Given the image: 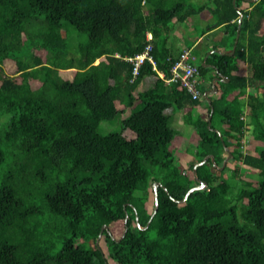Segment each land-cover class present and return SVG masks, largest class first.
<instances>
[{
    "label": "trees",
    "instance_id": "16d2710c",
    "mask_svg": "<svg viewBox=\"0 0 264 264\" xmlns=\"http://www.w3.org/2000/svg\"><path fill=\"white\" fill-rule=\"evenodd\" d=\"M188 4L0 0V264H264V0H214L216 26L232 38L225 51L237 10L246 11L233 55L210 57L229 79L211 102L210 127V106L177 83L158 78L135 96L156 71L145 62L131 82L123 60L144 50L150 32L157 71L169 77L168 25L200 9ZM69 26L87 37L78 54ZM171 107L198 112L188 169L174 153ZM118 118V130L101 132ZM226 149L255 178L225 176L227 166L218 173L208 159L196 168L206 189L180 202L197 185L193 166L209 154L221 166Z\"/></svg>",
    "mask_w": 264,
    "mask_h": 264
},
{
    "label": "rangeland",
    "instance_id": "374dc122",
    "mask_svg": "<svg viewBox=\"0 0 264 264\" xmlns=\"http://www.w3.org/2000/svg\"><path fill=\"white\" fill-rule=\"evenodd\" d=\"M177 1V0H176ZM189 2V6H192L194 8H200L202 9L204 6H206L205 8L202 9V12H209L210 13V18H212L214 20V22H216V17L213 16L214 14V0H187ZM187 5V6H188ZM210 6V9H208L207 7ZM199 9V10H200ZM196 14H191V16H189V18L195 17V18H200L203 15L200 14L199 11ZM204 10V11H203ZM180 13H182L181 11H179ZM213 13V14H212ZM177 25V27H176ZM168 27H170L172 30H170V32L172 33L173 40L177 38H181V42L183 46H187V47H191L192 44L195 42L196 38H198L200 35L202 36V33L205 32V26L204 25H197L195 22H193L192 20L189 23H181L175 20V24H172V22L169 23ZM38 29L40 30V28L38 27ZM66 35H67V42H68V46H69V50L70 53L72 54H78L77 53V46L81 43H84L87 40V37L84 34H80L78 33L73 27H67L66 29ZM175 32V33H173ZM161 37H163V35H161ZM202 40V39H201ZM230 38H225V43L226 42H230ZM207 42L205 39H203L201 41V45H205ZM193 54L198 58H200L199 56L201 55V49L200 47H195V49L193 48L192 50ZM218 54H222V52H218ZM231 56V55H230ZM68 57L70 58V54L68 55ZM199 59L196 60V66L198 67L199 64ZM199 69V68H198ZM207 88L206 84H201L199 86V90L203 93V90H205ZM137 95V92H135V96ZM129 113V110L127 111V113H125L121 118H123L124 116H126ZM166 114L169 116V127L171 129H173L174 131L178 132L181 141H180V146L179 148H177V150H174V153H176L175 155H177L178 157H181L182 159L180 160V166L184 169H188L190 163L192 161L195 160L196 157V152H197V148L194 146L193 144V139H194V135H195V126L194 124L196 123V119L198 116V113L196 112V110L192 111L191 113L188 112H184L181 111L180 115L178 114V111H176L175 109H169L166 111ZM120 118H118L116 120V122H101L100 123V130L103 134L109 132V131H116L119 128V122H117ZM219 123V119L217 117H213L212 120V126H217ZM193 135V136H192ZM224 137V136H223ZM224 139L226 141H228V139L226 137H224ZM250 139H243L242 143L244 145L242 151L244 153H247L248 150L245 148L246 145H249L250 143ZM221 152V151H220ZM223 162V161H222ZM227 167L224 169V175L227 176L230 174L231 171L233 170H238L237 176L240 175L242 177H244L243 179H254L256 173L254 172V170L249 169L245 166H243L239 161H232V159H230V161L227 163L226 165ZM243 169H248L246 171V173H242ZM152 173H154L155 176H158L157 172L158 170L156 168H151ZM216 171L219 173L218 168H214L213 171ZM230 171V172H228ZM241 171V172H240ZM157 174V175H156ZM231 176V175H230ZM159 182V181H158ZM151 207L148 206V210L151 211ZM144 227V226H142Z\"/></svg>",
    "mask_w": 264,
    "mask_h": 264
},
{
    "label": "crops",
    "instance_id": "0c3cea01",
    "mask_svg": "<svg viewBox=\"0 0 264 264\" xmlns=\"http://www.w3.org/2000/svg\"><path fill=\"white\" fill-rule=\"evenodd\" d=\"M205 7L206 6H204L203 8H205ZM207 8L210 9V6L207 7ZM240 12L243 13L244 11L243 12L240 11ZM199 13L202 14L203 16L200 17V18H195V17L189 18V16H188V18H186L181 23H183V24L184 23H189L192 20L197 25H204L205 26V32L202 33V36L200 35L198 38H196L195 42L192 44L191 47H187V46H183L182 45L181 38H177L176 37L175 40L172 39L173 37L170 36V35H172V33H171L172 31L170 32V30H172L173 28L172 29L170 28V30H169V32L167 34V37H166V46H167V48L170 51V55H169L170 57H176L179 54V52L182 49H184V48L190 49L192 51L193 48L195 49V47H200V49H201V55L202 56H199L200 58H198L199 61H200L199 64L201 65L202 68L205 69L204 73H200V85L201 84H203V85L206 84L207 85V88L205 90H203V93L200 91L201 92V99H200V101H201L202 104L205 102L207 105L210 106V114H209L210 119H209V116H208V121H210V124H211V117H212V112H213V109L211 107V102L214 101V99H216L218 97V95L220 94V83H228V82L225 81V76H223L224 77L222 79L223 82L222 81H219V82L216 81L214 84L212 83L213 79L216 78L217 73L215 72V70H213V69L210 68V65L215 66L210 57H211V55L213 53H216L215 51L222 52L221 55H229L230 56L231 55V52H232V48H233L234 42H233V45H232V48H231V52L225 51L228 48V44L230 43V42H226L225 43L224 42L225 41V38H230V40L232 39L231 37H229V31L227 29H225V26L224 25L216 26L217 25L216 22H214V20L212 18L209 19V17L211 15H210V13L208 11L207 12H202V10H201V12H199ZM238 20H239V13H238L237 19L235 20L236 23H237V28H238ZM235 21H232V23H235ZM171 22H172V24H175V20H172ZM176 27H177V25H176ZM173 33H175V32H173ZM148 34H151V33L150 32H147L146 33V37H147ZM236 35H237V32H236ZM236 35H235V37H236ZM151 37H152V34H151ZM201 39L202 40L205 39L207 43L205 45L203 44V45L200 46L201 41H202ZM238 39H239V37H238ZM234 41H235V38H234ZM151 47H152V45H151ZM198 59L196 57V60H198ZM196 60H195V64H196ZM98 61L99 60H96L95 61V64H97ZM158 72H160V71H158ZM218 74H220V73H218ZM158 78L159 77H158V73L157 72H156V76H154V75H146V76H144L142 78V80L140 81V83L138 84L135 92H137V94H139L140 92H144L146 90L152 89L155 86V82L157 81ZM133 80L131 79V82ZM228 81H229V79H228ZM165 85H167V84H165ZM215 87L217 88V91L214 90ZM135 92H134V95H135ZM205 95H207V96H205ZM169 109H173L174 110L173 107L166 109L164 111V114L165 115H167L166 114V111L169 110ZM211 109H212V112H211ZM194 110H196V109H194ZM181 111H183V110H178V114L179 115H180V112ZM210 124L208 122V127H210ZM211 130L214 131V130H218V129L212 128Z\"/></svg>",
    "mask_w": 264,
    "mask_h": 264
},
{
    "label": "built area",
    "instance_id": "2783aa9c",
    "mask_svg": "<svg viewBox=\"0 0 264 264\" xmlns=\"http://www.w3.org/2000/svg\"><path fill=\"white\" fill-rule=\"evenodd\" d=\"M146 40L148 44L141 53L123 58L125 62L132 66L131 79H135L139 74L140 68L145 62H148L152 70L158 73V77L162 79L165 84L170 85L172 83H177L186 90L193 100H200V71L195 64L196 57L192 51L184 48L173 59L169 57L168 61L172 62L169 69L170 75L169 77H165L164 73L157 71L156 62L151 55V34L147 35Z\"/></svg>",
    "mask_w": 264,
    "mask_h": 264
},
{
    "label": "water",
    "instance_id": "95a60500",
    "mask_svg": "<svg viewBox=\"0 0 264 264\" xmlns=\"http://www.w3.org/2000/svg\"><path fill=\"white\" fill-rule=\"evenodd\" d=\"M246 1L249 2V3H255V2H257V0H246ZM234 2H235V0H233V3H234ZM237 12L239 13L238 28H237L238 30H237V35H236V37H235V41H234V45H233V48H232L231 55H233V53H234V51H235L236 44H237L238 37H239V29H240V26H241V21H242L243 16H244L243 13H241L239 10H237ZM213 52H214V51H213ZM215 52L217 53V51H215ZM219 53H220V51H219ZM210 68L213 69V70H215V72L217 73V76H216V78L213 79L212 83L214 84L216 81H218V82H219V81H222V82H223L222 79H223L224 77H223V75L218 74V72H217V68H216L215 66H212V65H210ZM225 81L228 82V79H227L226 77H225ZM214 90L217 91V88L215 87ZM205 96H207V95H205ZM211 112H212V109H211ZM209 119H210V116H209ZM208 122H209V124H210V121H208ZM214 131H216V132L218 133V135L220 136V138H221V140H222V136H221L220 131H218V130H214ZM225 151H226V153H227V156L224 158V160H223L221 166H217V165H216L215 160H214V156L211 155V154L206 155L201 161L197 162V163L193 166V173H194L195 177H196V168L199 167V166H201V165H203L208 159L212 162V164H213L214 167L218 168L219 170L224 169V167H226V165H227V163L230 161V159H232V155L230 154L229 150L226 149ZM196 183H197V185L194 186V187H192V188H190V189L187 191V193L185 194V196L183 197V199L180 200V202L185 201V200L188 198V196H189L192 192H194V191H198V190H204V189H206V187H207V183H206L205 181L200 180V179L197 178V177H196ZM160 186H161V184H160L159 182H155V183H153V185H152V188H153V191H154V198H155V205H154L153 215L155 214V212H156V210H157V208H158V194H157V189H158V187H160ZM124 209H125V206H124ZM153 215H152V216H153ZM126 219H127V214H126L125 220H126ZM136 221L138 222L137 217H136ZM149 223H150V221H148L147 224H146L144 227L139 226V228L142 229V230H145V229L148 227ZM105 229H107V226L103 225L102 228H101V230H100V233H99V235H98L97 243H98V241H99V239H100V237H101V234H102L103 230H105ZM125 231H126V229H125ZM125 231H124V233H123L122 236H124Z\"/></svg>",
    "mask_w": 264,
    "mask_h": 264
},
{
    "label": "flooded vegetation",
    "instance_id": "af4514ba",
    "mask_svg": "<svg viewBox=\"0 0 264 264\" xmlns=\"http://www.w3.org/2000/svg\"><path fill=\"white\" fill-rule=\"evenodd\" d=\"M244 11H246V10H244Z\"/></svg>",
    "mask_w": 264,
    "mask_h": 264
},
{
    "label": "clouds",
    "instance_id": "9594fccd",
    "mask_svg": "<svg viewBox=\"0 0 264 264\" xmlns=\"http://www.w3.org/2000/svg\"><path fill=\"white\" fill-rule=\"evenodd\" d=\"M151 42V41H150Z\"/></svg>",
    "mask_w": 264,
    "mask_h": 264
}]
</instances>
